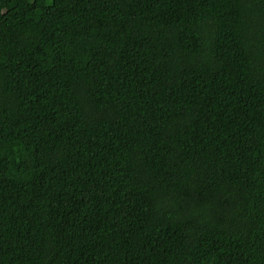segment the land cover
I'll return each instance as SVG.
<instances>
[{"label": "trees", "instance_id": "obj_1", "mask_svg": "<svg viewBox=\"0 0 264 264\" xmlns=\"http://www.w3.org/2000/svg\"><path fill=\"white\" fill-rule=\"evenodd\" d=\"M0 264H264V0H0Z\"/></svg>", "mask_w": 264, "mask_h": 264}]
</instances>
